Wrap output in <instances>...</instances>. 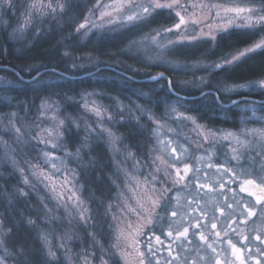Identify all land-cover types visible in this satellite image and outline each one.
Wrapping results in <instances>:
<instances>
[{
    "label": "snow or ice",
    "instance_id": "snow-or-ice-1",
    "mask_svg": "<svg viewBox=\"0 0 264 264\" xmlns=\"http://www.w3.org/2000/svg\"><path fill=\"white\" fill-rule=\"evenodd\" d=\"M22 6L24 7L25 20L23 26L15 29L14 32H23L36 19H43L47 16L55 17L70 5L61 4L59 0H31ZM16 7L15 0H0V9L14 11ZM101 7L107 9L109 6L97 0L93 11H97ZM111 8L120 13L121 23L143 22L154 16L158 10L172 11L180 8L185 13L188 11V8L181 5L179 0H164V2L161 0H139V2L138 0H122L121 4L112 5ZM226 11L234 13L229 22L239 20L242 26H246L253 35H260L261 39L243 51L237 50L235 53L224 54L221 57V62L210 65L213 70L224 69L227 65L235 64L240 57L247 58L249 53L257 50L264 51V0H247L246 6H234ZM105 15H110V12H101V18ZM175 16L179 18V22L174 25V29L179 30L185 24V18L181 15V11H175ZM84 27V24L80 25V28ZM100 27L103 28L104 25H100ZM174 29L170 28L164 31L169 33ZM208 35L211 37L212 34ZM157 37L167 38L157 32L156 35L145 39L164 50H170L175 46L172 41H169L167 46L161 45ZM136 44L137 42L134 41L130 46L135 47ZM162 62V58L159 56L155 60H149V63L159 64ZM160 75L162 76L163 73ZM152 79L155 80L157 77H152ZM201 83H204L203 78H201ZM258 86L264 87V80L259 81ZM224 90L229 89L225 87ZM216 91L221 90L217 88ZM217 100H219V96H217ZM54 103L50 104L44 100L39 106L40 117L28 126L22 122L28 119L31 105L22 102L16 107L24 109L23 115L18 111L3 114L0 116V129L12 137L17 147L24 144L37 153L34 157L37 161L36 164H32L27 159L24 161L31 177L47 188L52 193L50 199L57 200L58 204L62 203L65 211L69 210L68 201H71V208L79 216L80 222L87 225L95 218L89 213L88 206L77 196V193L82 192V189L72 185L71 188L57 191L53 180L54 177L65 173L64 184L72 183L68 180V174H72V170L67 168L65 160L61 156L55 155L63 147L64 133L71 129L64 120L59 119V106L57 105L53 109ZM91 103L93 105L91 109H89L87 100L82 107L86 111L94 112L98 118L95 121L96 127L85 122L84 128L81 129L79 123L72 121L75 131L79 133L83 130L85 136L76 152H64V157L79 160L81 149L91 151L89 141L102 137L107 138L106 142L113 153H119L120 149L116 145L121 141V138L103 126L105 116L107 122L111 123L113 115L107 113V109L102 113L100 111L101 108H104L102 104L97 105L95 101ZM181 107H183L182 104ZM137 109L141 117L147 115L149 121L155 125L150 136L155 144L149 149L147 163L139 159H135L133 163V173L140 169H150L142 180L135 174H130L127 169L119 167L117 169V175L122 173L124 176L123 188L114 197L117 203L107 205L104 217L106 222L108 215L111 214V219L116 222L109 224V234L115 241L113 247L120 248L122 254L125 255L135 253L138 264H160V257L164 251L167 252L164 264H236L237 261L239 264H249V261L252 260H255V264H262L261 259H256L252 248L249 247L253 241L249 240L248 235H244V229L252 217L259 215L261 223L258 226V231L264 232V130H242L237 133L223 129H211L207 125L199 123L200 117L187 115L186 112H178L176 104L168 106L159 120L148 114L147 110L140 108L139 105H137ZM48 111L55 112V115L49 118L52 126L41 128L40 125L44 123V113ZM118 115L123 116L124 112L120 111ZM160 120L191 123L192 131L196 135L194 142L201 146L200 154L194 155L190 151L193 141L187 138H185L187 147L175 138H166L168 132L165 130V126L159 122ZM162 133L165 138H162ZM245 135L258 136L257 145H253L248 139L240 138ZM138 146L140 145H133V147ZM0 149L3 150L0 154V163L11 164L13 170L19 172L23 184L34 189L35 185L30 181L29 175H25L24 168L20 167L16 159V149L10 148L8 142L2 138H0ZM152 153H158V155H152ZM134 156L133 152L127 151L125 161L134 158ZM257 156L260 157L259 161L256 160ZM41 165L47 166V171ZM73 178L75 177L73 176ZM157 184L160 187H156ZM233 184H238V189H233ZM113 185L119 187L115 185V182ZM73 188H75L74 191ZM16 191L22 196L27 195L20 188H17ZM127 192H132L134 195L127 196ZM212 192L222 199L213 198L204 201V197ZM241 193H246L247 197L241 196ZM248 198H254V203ZM202 201L204 202L202 203ZM41 203H43V197ZM101 204H103L102 201ZM209 204L213 205L211 209H209ZM257 206L260 208L259 213L255 211ZM27 223L33 226L36 224L30 219ZM252 223L255 224V221ZM5 228H8L7 224L0 220V238L10 237L12 234L11 228H8L7 232L4 231ZM252 230L256 231L257 229ZM157 231L160 233L159 235L156 234ZM89 235L92 236V234ZM145 236L148 237L146 241L142 239ZM41 238L47 242L46 234ZM153 238L155 243H153ZM93 240L95 241L94 236ZM254 240L260 241L261 245L255 246L253 243V246L256 247V254L264 257V247H262L264 246V236L257 234ZM122 241L124 242L123 246ZM245 241H249V243H245ZM3 244L4 240L0 239V246ZM141 245H143V250H141ZM59 247L64 248V243L62 242ZM125 248L131 249V251L125 252ZM17 252L19 256H24L22 247L17 248ZM106 255L108 259H105ZM112 255L110 252H105L102 247L99 257L94 252L81 254L83 264H93V261L97 259L99 264H109ZM47 256L45 264H60L56 253L51 249L48 250ZM9 258L17 259L12 253L5 250V255L0 256V264H7ZM17 264H21V262L17 260ZM23 264H31V262L25 257Z\"/></svg>",
    "mask_w": 264,
    "mask_h": 264
},
{
    "label": "trees",
    "instance_id": "trees-1",
    "mask_svg": "<svg viewBox=\"0 0 264 264\" xmlns=\"http://www.w3.org/2000/svg\"><path fill=\"white\" fill-rule=\"evenodd\" d=\"M66 5L70 6H66L61 14L54 17L47 25L42 26V33L34 39L29 36L32 40L27 48L22 47L19 50V44L13 45L8 42L4 32H0V66L13 68L16 71L0 68V77H5L12 83H9L10 86L6 88H0V116L13 111H18L23 115L24 109L16 107L22 102L31 105L28 112V116H31L32 109L45 95L55 97L64 105L71 106L72 103L67 102L66 104L64 98H77L81 91L99 90L104 94L113 95L123 102H132L135 99L142 104L145 102V98L136 95L135 91H143L150 100L155 99L153 100L155 105L158 104L160 97L162 99L164 97L185 100L188 104L187 110H191L187 112L200 117V120L206 124L221 123L222 126H225L230 123L233 124V121L238 118L232 108H227L226 112L219 110L222 107L218 105L214 95L210 93L195 99L188 97L195 96L205 89H212L217 92L213 85L222 84V81L237 84L264 78V51L257 50L249 53L247 58L240 57L235 64L227 65L224 69L212 70L209 74L210 84L208 83L202 90L193 91L188 87L182 89L174 80L175 75H171L167 68L152 67L148 72L143 73L139 70L142 65L136 64L134 55L125 52L128 41L139 36L140 33L153 27L169 26L173 22L172 13L159 10L147 20L131 24L126 28H119L112 32L96 31L83 35L81 33L76 34L75 28L73 30V25L82 18V4L67 2ZM259 37L260 35H253L247 28H234L215 35L213 39H206L192 45L184 44L182 47L178 46L171 51V55L181 62L193 60L214 62V60H221L224 54L235 53L237 50L246 48V46L256 42ZM65 52H67V56H64ZM86 53L98 57L102 62H98L96 66L87 69L76 71L69 69L71 57L76 58V56ZM98 66H110L112 68H103L87 74L97 69ZM46 68L57 69L74 76V78L65 77L57 71L44 70ZM42 70L44 72L32 81L26 80L34 77ZM160 72L169 76L172 89L183 97L172 94L164 78L151 83L136 80L151 77V75ZM45 77H49L51 80L42 82ZM217 94L222 102H227L230 100L229 98L234 99L244 94H249L256 99L264 98V91L259 90L231 95L227 100L224 95L219 92ZM3 97L10 99V103L3 101L1 99ZM28 122L29 117L22 123L26 125ZM114 128L121 135V145L138 153L143 152L145 140L139 133L141 130H139L137 123L124 120L115 124ZM70 129L71 131L68 132L69 140L66 139L68 144L74 145V149H77L81 145L80 133H75L72 128ZM0 138L7 141L10 148L16 149V159L21 166L25 159L31 158L33 150L24 144L17 147L12 137L6 135L2 129H0ZM136 144L140 146L133 147ZM103 145L99 141H92L89 146L91 151L81 149L80 159L70 160L72 164H75L74 168L76 175H78L76 185L82 189V192H78V194L95 219L87 225L81 224L76 229L72 228L76 231L73 234L70 233V237L66 240H57V235L67 223H60L57 214L53 220L48 219L55 212L48 210L50 207L45 208L44 202L41 203V198L38 197L41 190L36 187L34 190L24 186L27 192L22 188L23 182H21L22 178L19 176V172L14 171L11 164L0 163V220H3L8 228L12 229L10 237L1 238L4 240L1 251L5 255V250H7L8 253L17 257V259L9 258L7 261L17 264V260H19L23 264L26 257L31 264H45L48 259V250L51 249L56 253V258L60 264H69L63 255L65 249L71 252L70 258L72 260L74 258V261L81 263L80 261H83L82 253L94 252L99 257L101 254L100 247L108 248L109 237L111 236L102 214L106 202L113 198L112 194L115 188L112 182L115 177L111 173V167H109L111 163H109L108 155L104 152L103 147L105 145ZM2 151L0 149V154ZM17 188L22 189L27 195H20L16 191ZM29 219L36 222L35 226L27 223ZM8 228H5L4 231L7 232ZM45 234L47 235V242L41 238ZM62 242L64 248L59 247ZM21 247L24 249V256H19L17 252V248ZM109 264H118V261L112 256Z\"/></svg>",
    "mask_w": 264,
    "mask_h": 264
},
{
    "label": "rangeland",
    "instance_id": "rangeland-1",
    "mask_svg": "<svg viewBox=\"0 0 264 264\" xmlns=\"http://www.w3.org/2000/svg\"><path fill=\"white\" fill-rule=\"evenodd\" d=\"M16 2V9L14 11H5L4 9H0V32H4L5 38L8 40V42L12 43L13 45L19 44V50H21L22 47H28L31 44V40L37 37L38 34L42 33V26L47 25L50 23L54 17L47 16L43 19H36L31 25L26 27L23 32L15 31V29H18L19 27L23 26V22L25 20L24 16V5L26 2H31V0H15ZM61 4H67V2H74L78 4H82V18L80 20L76 21V24L73 26V30L75 28L76 34H85L90 32H96V31H116L119 28H126L131 24L138 23L137 22H120L119 16L120 13L117 11L112 10V5H119L122 3V0H100V2L104 5H108L109 7L103 8L101 7L97 11H93L97 0H59ZM139 2V0H138ZM161 2H164V0H161ZM179 3L181 5H184L188 8L187 13L182 11L180 8H176L172 11H169L167 9L162 10L167 13H172L173 15V22L169 26H160V27H153L150 28L148 31L140 33L139 36L132 38L130 41H128V44L125 48V52L131 53V55H134L136 58V64L142 65V67L139 69L141 72L145 73L150 70L152 67L161 68L165 67L168 70H170L171 75H175L174 80L177 82V84L182 89H186V87L190 88L191 90H202L207 86L209 83V74L213 70L210 65L213 63H219L221 60H214V62H203L198 60L193 61H179L175 59L173 55H171V51L175 50L176 47L184 44H194L206 39H213V37L219 33H223L224 31L239 28V29H245L246 26H242L241 22L239 20H231V17L234 15V13L227 12L226 9L233 8L234 6L244 7L247 5V0H179ZM193 5H195L193 7ZM108 11L110 12V15H105L103 18H101V12ZM159 11V10H158ZM175 11H181V15L185 18V24L181 26V29L175 30L174 25L179 22V18L175 16ZM60 12L59 14H61ZM219 13V15H217ZM58 14V15H59ZM56 15L55 17H57ZM111 21V23H109ZM6 22V23H5ZM46 23V24H45ZM84 24V28H80V25ZM10 25V26H7ZM95 25V26H93ZM100 25H104L103 28L100 27ZM174 29L173 32L165 33V29ZM79 29V31H77ZM74 32V31H73ZM157 32H160L161 34L165 35L166 39H161L160 37H157L159 40V43L161 45L167 46L169 45V41L174 42L175 46L171 48L170 50H164L163 48L156 47L152 45L149 40H146V37H151L156 35ZM211 33V37L208 35ZM31 36V38H29ZM261 39V36L256 40L259 41ZM137 42L135 47H131L130 45L132 42ZM254 43L246 46V48L252 46ZM246 48H243L239 51H243ZM16 51V49H14ZM65 52L64 56H67ZM16 54V53H15ZM162 58V63L156 64V63H149V60H155L156 57ZM74 57V56H73ZM71 57V63L69 64V69L76 71V70H82L87 69L91 66H96L98 62H102L98 59V57H93L89 54H84L81 56H76V58ZM28 70V68H26ZM156 74V73H155ZM154 75V74H153ZM201 78H203L204 83H201ZM51 78L45 77L42 82H49ZM264 80V78H260L258 80H252L247 81L246 83H225L221 82L222 84H215L213 85L216 89L219 88L221 91H219L220 94L224 95L226 100L231 97V95H237L239 93L248 92L250 90L255 91H264V87L258 86V82ZM9 80L7 78L0 77V88L2 87H8L10 86ZM225 83V84H224ZM9 84V85H5ZM210 84V83H209ZM225 87H227L229 90L225 91ZM92 94V95H89ZM136 95H139V97L142 96V98H145V102L142 104L136 101L135 99L131 101H122L115 98V96L104 94L102 91L97 90H89L88 92H80L77 96V98L74 97H68L64 98L65 103L71 102L72 105L67 106L64 105L61 101H59L57 98L52 96H46L39 99V103L35 105V107L31 111V116L29 115V122L26 124L30 126L33 121H35L38 117H40L41 110H39V106L44 100H47L50 104L55 102L53 104V109L59 106V119H62L65 121V124L72 128V131L77 133L75 131V128L72 124V121H75L80 124L81 129L84 128V123L87 122L92 127H96L95 121L98 119L94 112L92 111H86L82 105L85 102V100L89 101V109L93 107L92 101H95L97 105H103L104 108H101L100 111L104 113V110L107 109V113H110L113 115V120L111 123L107 122L106 116H105V122L104 127L109 128L113 133H115L116 136L121 138V135L118 134L117 131H115L114 125L120 123L121 121H128L130 123L134 122L137 123V126L139 130H141L139 133L145 140V147L142 149L143 152H136L134 150L128 149L126 146L121 145V141H119L116 145L117 148L120 149L119 153H113L111 150L109 144L106 142L107 138H93L89 141V146L92 141H99L105 145L104 152L109 157V163H111L109 167H111V173L115 177L113 182H115V185H118L119 187L114 186L115 190L113 192V198H111L110 201H107L105 204V209L103 212V216L105 217L106 211H107V205L109 203H117V201L114 200V197L116 196V193L120 191L123 188V181L124 176L121 173L119 176L117 175V169L118 167L120 169H127L130 174H135L139 179H143L144 175L147 174L150 169H140L139 171L133 173V163L135 159H139L143 161L144 163H147V158L149 156V149L152 148L155 144V141L153 139H150L151 136V130L155 126L153 123H151L148 119V116L145 115L143 117L140 116V112L137 109V105L140 106V108H143L147 110L148 114L152 115L154 118L159 120V118L164 114L165 109L172 105L176 104L177 111L178 112H186L187 115H192L191 113L187 112V105L185 100H181L179 98H173V99H163L160 97L158 100V104L155 105L153 100L155 99H149L143 91H135ZM3 101L10 103V99L7 97L1 98ZM111 99V100H110ZM231 100V98H229ZM204 104V101H202ZM181 104L183 107H181ZM232 109L236 114L238 115V118L235 119L232 123L225 125L228 128L225 129L226 131H232L240 133L242 130H252V129H258V130H264V104H256L251 101H242L239 102L237 105H232ZM157 110H156V109ZM221 111H225L224 108H219ZM120 111L124 112L123 116L118 115ZM226 112V111H225ZM54 111H48L44 113V123L40 125L41 128H49L52 126L50 117L54 116ZM194 116V115H193ZM139 118V119H138ZM161 124L165 126V130H167L168 135L166 138L172 139L175 138L180 143H185V138L188 140L193 141L192 145L194 148H198L200 145L195 143L196 135L192 131L193 125L189 122H181V121H172V120H160ZM199 123L206 125L205 122L201 121L199 119ZM71 124V125H70ZM69 128V129H70ZM69 132V131H68ZM68 132L64 133V139L62 140L63 147L60 149V151L56 152L55 155L61 156L65 160V164L68 169L72 170V174H68V180H70L72 183L69 185L64 184V177L65 173H61L58 177H54V183L57 186V191H63L65 188H71L72 185H75V188H78L77 184V177L76 171L74 168L75 164H72L70 162L71 159L68 157H64V152L69 153H75L76 149H74V145L72 146L70 143L68 144L67 139L69 140ZM80 139L81 143L83 141V137L85 136V132L81 130L80 132ZM67 135V136H66ZM71 136V135H70ZM27 139V135L25 136ZM67 138V139H66ZM162 138H165L164 134L162 133ZM241 139H248L252 142L253 145H257V141L259 140L258 136L255 135H245L241 136ZM103 145V146H104ZM50 147V146H49ZM207 147V146H206ZM41 148H43V145H41ZM259 150L257 146V151ZM127 151H131L135 154L134 158H129L125 161V158L127 157ZM200 153H196V155H199ZM37 153L35 151L32 152L31 158L27 159L32 164H36L37 161L34 159L36 157ZM152 155H158V153H152ZM256 160L259 161L260 157H256ZM20 165V164H19ZM45 168V171H47V166L41 165ZM247 166V165H245ZM20 167L24 168L25 175H29L30 181L35 185L37 189H40L41 192L38 194V197H43V204L46 205V208L50 207L51 211H54V215H50L48 219H52L57 214V218H59V222L62 224H65V227L62 228L60 231V234L57 235V240H66V238H69L71 234H73L76 230V228L81 225L82 223L79 220V216L74 212V210L71 208V201H68L69 203V210L65 211L63 208L62 203L58 204L57 200L50 199L52 196V193L49 192L47 188H45L42 184L38 183L34 178L31 177L29 174L28 167L25 165V163L20 165ZM59 167V165H58ZM20 176V174H19ZM73 176L75 178H73ZM21 177V176H20ZM22 182V181H21ZM25 185L22 184V188H24L26 191L27 189L24 187ZM63 186V187H62ZM160 187V185H158ZM73 188V191L75 190ZM35 190V188H34ZM28 192V191H27ZM127 196H133L134 193L127 192ZM77 196L79 194L77 193ZM79 198L82 200V198L79 196ZM210 199H207V201ZM83 201V200H82ZM206 201V200H205ZM53 204V206H52ZM210 205V204H209ZM49 214V213H48ZM133 219H135L133 217ZM106 225V228L109 229V224H115L116 222L111 219V214L108 215L107 221L104 222ZM143 223V221H141ZM121 227L123 225L121 224ZM70 228V229H69ZM75 228V229H72ZM166 229V228H165ZM167 230V229H166ZM71 233V234H70ZM110 235V234H109ZM110 244L108 245V248L110 249L112 256L114 259H117L118 264H138V258L135 256V253L132 255H125L122 254L120 248H114L113 244L115 243L114 238L112 235H110ZM1 239V238H0ZM143 240H147L148 237L145 236L142 238ZM154 242V238H153ZM123 246V241L121 242ZM105 252H109L108 248L102 247ZM101 249V247H100ZM2 246H0V256H3L4 253H2ZM141 250H143V245H141ZM131 251V249L125 248V252ZM63 255H65V261H67L69 264H83V261H80L81 263H78L76 260L74 261L70 258L72 255L71 252L68 250L63 251ZM71 254V255H70ZM105 257H108L107 255ZM7 264H13L9 261H7ZM93 264H99V260H94Z\"/></svg>",
    "mask_w": 264,
    "mask_h": 264
},
{
    "label": "flooded vegetation",
    "instance_id": "flooded-vegetation-1",
    "mask_svg": "<svg viewBox=\"0 0 264 264\" xmlns=\"http://www.w3.org/2000/svg\"><path fill=\"white\" fill-rule=\"evenodd\" d=\"M239 94H241V93H239ZM219 96V95H218ZM248 97V96H250V97H252L251 95H249V94H244V95H239V96H237V97ZM236 97V98H237ZM214 98H215V100L217 101V103H218V105H220L222 108H224L225 110H227V108H233L232 107V105L231 106H227V107H225L223 104H226L227 102H229L230 100H228L227 102H222L220 99L219 100H217V98L214 96ZM252 98H254V97H252ZM235 99V98H234ZM256 99V98H255ZM261 99H264V98H259V99H257L258 101H253V100H240V101H238V103L239 102H242V101H246V102H248V101H251V102H253V103H256V104H264V102H262V101H260ZM232 100V99H231ZM219 101V102H218ZM238 103H236V105L238 104ZM207 125V127L208 128H211V129H223V130H225V129H227L228 127L227 126H222V124L221 123H217V124H209V123H207L206 124ZM185 144V143H184ZM188 145L187 144H185V147H187ZM207 145H204V147H206ZM190 151L194 154V155H196V153L198 154V153H200V151H201V146H199L197 149L196 148H194L193 146H191V149H190ZM248 178H254V177H248ZM158 185L159 184H157L156 185V187H158ZM232 188L233 189H238V184H233L232 185ZM241 196H244V197H247V194L246 193H241L240 194ZM213 198H215L216 200H219V199H222V197H220V196H218L215 192H212V193H208V195L207 196H205L204 197V201L206 200L207 201V199H213ZM248 200H251L253 203H254V198H248ZM204 201H202V203L204 202ZM213 207V205L212 204H210L209 205V209H211ZM255 211L257 212V213H259L260 212V208H259V206H257L256 208H255ZM217 215H219V213H216ZM252 221H255V224H253L252 223ZM260 223H261V218H260V216L259 215H257V216H254V217H252L251 218V220L249 221V224H248V226L244 229V235H248L249 236V240L250 241H253V243H254V245L255 246H261L260 245V241H255L254 240V237H255V235H257V234H259V235H261V236H264V232H259L258 231V226L260 225ZM219 227V226H218ZM252 229H257L256 231H253ZM166 230V229H165ZM157 235H159L160 233L157 231V233H156ZM162 239H163V237H162ZM153 243H155V241L153 242ZM167 243V242H166ZM245 243H249V241H245ZM253 243H250L249 244V247H251L252 248V252H253V254L256 256V259H261V261H262V264H264V257H260L258 254H256V247L255 246H253ZM239 246V245H238ZM262 247H264V246H262ZM167 256V252L166 251H164V252H162V254H161V257H160V264H164V257H166ZM236 264H239V262L237 261L236 262ZM249 264H255V260H252V261H249Z\"/></svg>",
    "mask_w": 264,
    "mask_h": 264
},
{
    "label": "water",
    "instance_id": "water-1",
    "mask_svg": "<svg viewBox=\"0 0 264 264\" xmlns=\"http://www.w3.org/2000/svg\"><path fill=\"white\" fill-rule=\"evenodd\" d=\"M1 67H3V68H7V69H9L10 71H15L13 68L11 69V68L6 67V66H3V65H1L0 68H1ZM103 68H112V67H110V66H98L97 69H95V70L92 71V72H88L87 74H91V73L97 72L99 69H103ZM44 70L57 71V72H59L61 75L65 76V77L67 76V77L74 78V76L69 75L68 73L65 74V73H63V72H60V71L57 70V69L46 68V69H44ZM44 70H42V71L38 72L37 74H35L34 77L27 78L26 80H27V81H32L35 77H37L38 75H40L41 73H43ZM15 72H16V71H15ZM161 73H163L162 76L160 75ZM87 74H86V75H87ZM152 77H157V79L154 80V79H152ZM20 78H21V77H20ZM162 78H164V79L166 80V85L168 86V89H169V91H170L172 94H174V95H176V96H179V97H183V96H181L179 93L175 92V91L172 89V86L170 85V78H169V76L166 75L164 72L156 73V74H154V75H151V77H143V78H141V79H136V80H137L138 82H149V83H151V82H153V81H156V80H159V79H162ZM24 79H25V78H24ZM202 93H203V95H202ZM205 93L213 94L216 98H217V96H218L217 92H215L214 90H212V89H205L204 91H201L200 93L195 94V96H190V97H188V98L195 99V98H198V97L204 96ZM248 99H249V100H253V101H258L257 99L252 98V97H250V96H248V97H244V96H243V97H237V98H235V99H232V100H230L229 102H227L226 104H223V105H224L225 107H227V106H231V105H234V104L238 103V101H240V100H248ZM234 101H235L236 103H233ZM260 101L264 102V99H261ZM218 102H219V101H218Z\"/></svg>",
    "mask_w": 264,
    "mask_h": 264
}]
</instances>
